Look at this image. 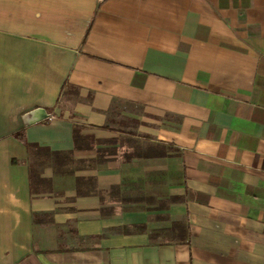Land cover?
<instances>
[{
  "label": "crops",
  "instance_id": "crops-1",
  "mask_svg": "<svg viewBox=\"0 0 264 264\" xmlns=\"http://www.w3.org/2000/svg\"><path fill=\"white\" fill-rule=\"evenodd\" d=\"M0 264H264V0H0Z\"/></svg>",
  "mask_w": 264,
  "mask_h": 264
},
{
  "label": "trees",
  "instance_id": "trees-1",
  "mask_svg": "<svg viewBox=\"0 0 264 264\" xmlns=\"http://www.w3.org/2000/svg\"><path fill=\"white\" fill-rule=\"evenodd\" d=\"M74 141H75V148L76 149H90V143L88 139L90 137H84L82 136L81 130L82 127L79 125L74 126ZM14 136L17 138V140L25 144L28 150V157L31 159V162L29 164V171H30V181L35 182V180H43L41 178V172L36 170V164L44 163V162H51L53 165L60 167L65 164H71L74 162L73 157L70 155V153H55L51 152L49 149L42 148L38 144L34 143H28L25 138V129L19 130V132L15 133ZM41 157L44 158V160L39 161L35 158ZM32 160L34 162H32ZM34 186V185H33Z\"/></svg>",
  "mask_w": 264,
  "mask_h": 264
},
{
  "label": "water",
  "instance_id": "water-1",
  "mask_svg": "<svg viewBox=\"0 0 264 264\" xmlns=\"http://www.w3.org/2000/svg\"><path fill=\"white\" fill-rule=\"evenodd\" d=\"M50 116L51 115L49 113H46L45 109L36 108L24 115V122L26 125H32L35 122L46 120Z\"/></svg>",
  "mask_w": 264,
  "mask_h": 264
},
{
  "label": "rangeland",
  "instance_id": "rangeland-1",
  "mask_svg": "<svg viewBox=\"0 0 264 264\" xmlns=\"http://www.w3.org/2000/svg\"><path fill=\"white\" fill-rule=\"evenodd\" d=\"M36 160H39V161H42V160H44V158H41V157H37V158H35ZM35 161V160H34ZM33 160H32V162H34ZM50 162V161H49ZM49 162H44V163H40V164H36V170L37 171H40L42 174L43 173H45L46 171H45V169H46V167L49 165ZM51 163V162H50Z\"/></svg>",
  "mask_w": 264,
  "mask_h": 264
}]
</instances>
